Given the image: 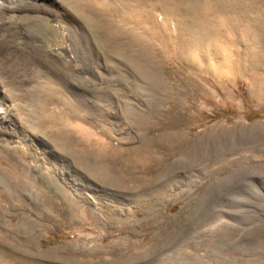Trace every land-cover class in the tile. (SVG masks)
Instances as JSON below:
<instances>
[{"label":"rangeland","instance_id":"374dc122","mask_svg":"<svg viewBox=\"0 0 264 264\" xmlns=\"http://www.w3.org/2000/svg\"><path fill=\"white\" fill-rule=\"evenodd\" d=\"M117 7L39 0L0 10V101L9 110L0 125V264H264V2L220 14L221 37L189 57L165 45L155 89L129 45L145 36L111 14ZM104 18L108 29H98L93 19ZM109 19L121 48L111 47ZM158 22L175 33L160 12ZM47 93L54 102L43 107ZM149 119L158 125L147 128ZM62 129L108 146L117 177H146L142 163L150 173L173 169L143 195L107 186L61 147ZM173 136L187 144L150 141Z\"/></svg>","mask_w":264,"mask_h":264},{"label":"bare ground","instance_id":"6f19581e","mask_svg":"<svg viewBox=\"0 0 264 264\" xmlns=\"http://www.w3.org/2000/svg\"><path fill=\"white\" fill-rule=\"evenodd\" d=\"M29 1L31 2V1H39V0H0V10L2 7L14 8L20 4H25ZM118 1L120 4V7H117L116 9H114L111 12V14L114 17L118 15L119 16L123 15L124 16L123 20L127 22L134 21L136 30L134 29V31L132 32L141 33V34H144L145 36L144 40L140 39L139 37H136L131 42H129V45L134 46L138 56L140 57L143 56V59H144L143 61L145 62V64L144 66L142 64L139 66L138 72L140 75L143 74L149 78L154 89L156 88L158 84L159 76L161 73V65H162L161 59H163L162 58L163 50L167 48L166 46H169L170 44H174L173 47L175 48V52L179 54L182 53L183 56L187 55L186 52L189 50L191 51L189 52V54L190 53L194 54V52H192L193 50H196V49L199 50V48H203L205 44H207L208 41H214V40L216 41L218 40L219 37H221L219 35L220 27L218 28V22H219L218 16L220 14L223 16L224 14H227V13H232V14L241 13V15L243 16L246 13L249 14L250 11L252 10L254 11V6L258 4V2H260V4L261 2H264V0H118ZM84 5H80V9L84 13H86V11L90 10L91 7L88 4H84ZM158 12H160L163 15L164 22L166 25L169 26V28H171L172 25L175 26V29H176L175 33L171 31L172 34L168 33L166 35V34H163V32H160V28L163 26V24L162 22L160 23L158 22ZM242 13H245V14H242ZM90 15L98 16L99 14H95V11H93ZM99 17H101V15H99ZM93 20H96L95 23L98 24L97 25L99 27L98 29L100 28L101 30L108 29L107 20L105 18L100 19V20L98 19H93ZM231 26L236 32L242 33V34L243 33H247V34L253 33L254 34L257 31L254 27H252L249 24L243 27L241 23H238V24L231 23ZM260 30H261V27H260ZM121 34H122V31H118V29L115 28L113 21L109 19V38H110V41L112 42L111 43L112 48L113 47L115 49L121 48L122 44L119 41ZM262 34L260 36H262ZM220 41H221V38H220ZM77 46L83 47L82 39H77ZM181 48H184L182 52L180 50ZM188 57L187 59H189ZM184 59L186 60V57ZM78 61L82 63L83 68L86 66L83 64L84 60L82 61L78 59ZM188 61L194 63L193 58L192 60H188ZM138 63H142V61ZM50 94L48 95L47 93L48 97H43L40 99V102L43 103V107L44 105L48 106L49 103L54 102ZM1 103L2 102L0 101V125L5 123L9 118L8 117L9 110L3 107ZM36 112L38 113L35 116L40 118L42 113L40 111H36ZM59 116L60 115L58 114L50 116L51 124L53 125L56 124L57 117ZM51 124H49L50 127H51ZM144 125L147 128H149L150 126L151 128H153V127H156L158 123L152 122V120L149 119L146 121V123H144ZM64 126H67L66 122H64ZM60 132L61 133H59L58 135L56 134L54 136L56 137V140L59 141V143L63 144L61 147L65 149L68 153H71L77 159V162L81 164V166L89 169L92 175L101 176L102 177L101 180H103V182L107 186H112L116 189H124V190H129V191L130 190L138 191L140 189L139 191H141V195H143L145 192L154 191L155 189L152 190L151 187H155V185H158L159 183L165 181V179H167L168 177V172H170L169 170L173 169L171 168V166H169L165 169L163 168V171H160L157 173H150L149 168L147 167L148 165L146 163H142V166H145L144 171L142 172L146 175V177H143V176L142 177L132 176L129 178L124 177V176L117 177L116 176L117 173L113 171V168L111 167V164L109 163L110 158H109V147L108 146L100 145L99 143L100 140L96 139L95 137L94 138L89 137L88 139L85 140V139H81L77 137L76 134L70 133L64 129H62V131ZM65 140H67V142ZM150 141L154 143H166V142L170 143L171 145H174V146H171V148H176V150H180L181 148L184 147V145L187 144V140L181 136L166 137L164 139H159V140L153 139ZM188 156L189 155H186V158L189 159V157L191 156L189 157ZM142 157L146 158L145 155L144 156L141 155L139 158H142ZM138 161L140 160L133 161L131 164H128L127 166L131 167L132 164L137 165ZM159 166L160 164L157 165V167ZM184 167L186 168V165ZM14 186L19 187L21 186V183L17 182V184H14ZM159 191L162 192L164 190L160 189ZM139 196L140 194L138 193L136 197H139ZM132 252L134 253V251ZM133 256L135 255L133 254ZM247 263L248 262H246V264Z\"/></svg>","mask_w":264,"mask_h":264},{"label":"crops","instance_id":"0c3cea01","mask_svg":"<svg viewBox=\"0 0 264 264\" xmlns=\"http://www.w3.org/2000/svg\"><path fill=\"white\" fill-rule=\"evenodd\" d=\"M111 35V34H110Z\"/></svg>","mask_w":264,"mask_h":264}]
</instances>
